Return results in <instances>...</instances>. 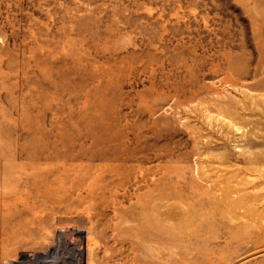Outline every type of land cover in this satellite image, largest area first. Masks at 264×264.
<instances>
[{"label": "rangeland", "instance_id": "374dc122", "mask_svg": "<svg viewBox=\"0 0 264 264\" xmlns=\"http://www.w3.org/2000/svg\"><path fill=\"white\" fill-rule=\"evenodd\" d=\"M7 260L264 264V0H0Z\"/></svg>", "mask_w": 264, "mask_h": 264}, {"label": "bare ground", "instance_id": "6f19581e", "mask_svg": "<svg viewBox=\"0 0 264 264\" xmlns=\"http://www.w3.org/2000/svg\"><path fill=\"white\" fill-rule=\"evenodd\" d=\"M67 232L66 231H64V230H60L59 232H58V234L56 235V237H54L53 238V246H51V249L52 250H50V251H47V252H44V253H38L37 254V256L38 257H40V256H42V257H48L49 255H50V253L52 254V252H58L59 251V249H61L62 247L64 248V246L67 244V240H66V234ZM72 234H73V232H72ZM78 234V233H77ZM79 235V234H78ZM77 236V235H76ZM76 240V239H75ZM80 240V239H79ZM80 242V241H79ZM72 244V243H71ZM69 245V244H68ZM76 246V245H75ZM61 247V248H60ZM83 247V246H82ZM81 247V248H82ZM80 248V249H81ZM65 249H66V247H65ZM55 254V253H54ZM52 256V255H51ZM37 258V257H36ZM43 263H41V264H46V262H44V261H42ZM78 261H76V264H78L77 263ZM6 264H26L27 262L24 260V261H19V262H17V261H14V260H7L6 262H5ZM50 263V262H49ZM48 263V264H49ZM51 264H53V263H51ZM75 264V263H74Z\"/></svg>", "mask_w": 264, "mask_h": 264}]
</instances>
